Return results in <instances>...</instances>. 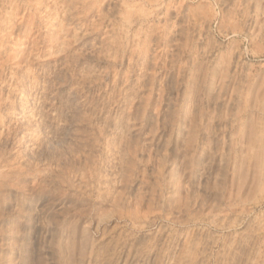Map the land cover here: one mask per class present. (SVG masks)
I'll return each instance as SVG.
<instances>
[{"label":"rangeland","instance_id":"rangeland-1","mask_svg":"<svg viewBox=\"0 0 264 264\" xmlns=\"http://www.w3.org/2000/svg\"><path fill=\"white\" fill-rule=\"evenodd\" d=\"M176 2L184 8L167 10L160 23L169 28L191 23L172 31L166 28L163 51L153 47L139 57L127 51L111 61L118 67L89 89L90 99L103 110L104 125L115 124V117L125 125L139 118L142 127L151 130L150 117L154 121L182 95L183 69L174 56L178 42L190 44L191 33L200 38L198 50L210 41L220 45L219 54L213 53L215 59L209 57V75L215 74L211 96L205 90L199 107L189 115L185 151L177 153V166L163 170L159 185L151 164L139 169V180L116 185L118 213L111 202L99 210L80 209L79 236L117 252L124 248L126 226L134 221L140 235L151 232L160 242L149 253L151 264H264V31L256 21L232 23L231 9L237 0ZM73 3L84 7H63ZM96 3L104 0H0V65L9 62V76L12 71L17 77L26 72L16 67L19 60L10 59V53L24 46L33 67L63 59H46L45 52L66 49V56L98 35L92 28L99 16L107 14V6L89 7ZM127 3L131 39L137 25L153 15L147 7L153 0ZM201 3L215 5L219 13L215 20L211 9L188 16ZM3 80L0 72V103L9 100L19 110V97L10 95ZM165 139L171 155L175 133L169 129ZM158 140L159 134L153 144ZM169 173L175 177L171 186ZM7 224L6 220L3 226Z\"/></svg>","mask_w":264,"mask_h":264},{"label":"clouds","instance_id":"clouds-1","mask_svg":"<svg viewBox=\"0 0 264 264\" xmlns=\"http://www.w3.org/2000/svg\"><path fill=\"white\" fill-rule=\"evenodd\" d=\"M105 4L107 14L99 16L92 28L98 35L66 56V49L46 50V59L64 57L55 64L33 67L24 46L18 53H10V59L13 63L19 60L16 67L26 72L17 77L12 71L9 76V62L0 65L10 95L19 97V110L9 100L0 103V264H151L149 253L154 245L159 248L160 242L151 232L139 234L134 221L126 226L120 251L114 252L98 240L90 242L87 236L81 239L79 210L86 206L99 210L111 202L118 213L116 185L139 180V169L147 164L152 165L159 185L163 170L177 166V153L185 151L189 115L199 107L205 90L211 96L215 74L209 75V57L215 59L213 53L219 54L220 45L210 41L198 50L196 33L190 34L189 45L177 43L174 60L180 61L183 69L182 95L154 121L150 117L151 130L143 128L139 118L125 125L115 117V124L104 125L103 110L90 99L89 89L118 67L111 61L127 51L136 57L153 47L163 51L165 29L172 31L191 23L189 20L173 28L161 24L167 10L179 12L185 5L176 0H153L147 5L153 15L137 25L130 39L125 19L130 7L127 0H104L89 7ZM63 7L75 10L84 5ZM208 9L215 20L219 13L208 3L193 6L188 16L194 18L198 10ZM231 20L233 24L256 21L264 31V0H237ZM169 129L175 133L171 155L165 139ZM157 134L159 140L153 144ZM169 176L171 186L175 177Z\"/></svg>","mask_w":264,"mask_h":264}]
</instances>
